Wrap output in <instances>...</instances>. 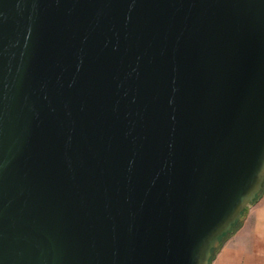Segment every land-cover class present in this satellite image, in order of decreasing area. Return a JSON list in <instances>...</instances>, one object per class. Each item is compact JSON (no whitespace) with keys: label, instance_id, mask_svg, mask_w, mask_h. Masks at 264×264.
Instances as JSON below:
<instances>
[{"label":"water","instance_id":"water-1","mask_svg":"<svg viewBox=\"0 0 264 264\" xmlns=\"http://www.w3.org/2000/svg\"><path fill=\"white\" fill-rule=\"evenodd\" d=\"M264 187V0H0V264H211Z\"/></svg>","mask_w":264,"mask_h":264},{"label":"crops","instance_id":"crops-1","mask_svg":"<svg viewBox=\"0 0 264 264\" xmlns=\"http://www.w3.org/2000/svg\"><path fill=\"white\" fill-rule=\"evenodd\" d=\"M211 264H264V191L245 211Z\"/></svg>","mask_w":264,"mask_h":264},{"label":"trees","instance_id":"trees-1","mask_svg":"<svg viewBox=\"0 0 264 264\" xmlns=\"http://www.w3.org/2000/svg\"><path fill=\"white\" fill-rule=\"evenodd\" d=\"M264 191V187L262 189V191L259 193L258 197L262 194V192ZM257 197V199H258ZM256 199V200H257ZM255 200V201H256ZM240 220H241V217L239 218V220L237 221V223L233 226V229L228 231L227 233H225L216 243V246L215 248L213 249V255H212V259H211V263H212V260L214 259L216 253L218 252V250L220 249L221 245L223 244V242L230 236L234 233V231L236 230V228L238 227L239 223H240Z\"/></svg>","mask_w":264,"mask_h":264},{"label":"rangeland","instance_id":"rangeland-1","mask_svg":"<svg viewBox=\"0 0 264 264\" xmlns=\"http://www.w3.org/2000/svg\"><path fill=\"white\" fill-rule=\"evenodd\" d=\"M242 218V217H241Z\"/></svg>","mask_w":264,"mask_h":264}]
</instances>
